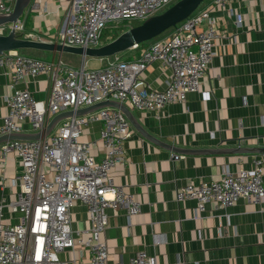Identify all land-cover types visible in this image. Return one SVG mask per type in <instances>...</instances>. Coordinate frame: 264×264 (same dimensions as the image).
Masks as SVG:
<instances>
[{
  "label": "built area",
  "instance_id": "obj_1",
  "mask_svg": "<svg viewBox=\"0 0 264 264\" xmlns=\"http://www.w3.org/2000/svg\"><path fill=\"white\" fill-rule=\"evenodd\" d=\"M16 0H0V13L11 12ZM178 0H76L59 42L77 46H98L107 29H117L135 20L143 21ZM231 0H213L225 6ZM238 22H242L238 15ZM15 29L26 33L21 19L0 25V33ZM221 37L210 8H199L187 20L146 43L139 57H108L103 67H79L48 61L20 50L0 54V67L11 76L12 92L7 98L8 112L0 122V136L26 130H43L57 113L77 110L103 100H118L139 110L159 111L168 104L185 102L187 94L200 87L201 76L208 71L217 54L216 40ZM160 60L172 69L165 89H154L142 78L152 61ZM52 74L53 84L47 100L37 99L27 87L30 76ZM102 127L97 139H83L91 123ZM133 126L126 114L115 107H103L84 115H73L59 122L46 137L35 140H9L0 147V166L4 169L8 154L16 152L23 166L13 179L20 191L8 205L21 212L18 223L3 219L5 203H0V264H67L59 256L65 248L77 244L91 252L89 264H112L105 232L109 224L108 208L124 207L130 216L140 212L141 203L117 185L111 169L125 164V141ZM103 149L98 158L95 149ZM179 158L180 155L175 156ZM195 199L197 210L209 202L228 207L240 198L264 200V156H256L250 168L226 170L210 181L187 183L177 192L179 201ZM82 202L87 207L90 226L73 229L72 207ZM167 264L145 250L138 251L128 263Z\"/></svg>",
  "mask_w": 264,
  "mask_h": 264
},
{
  "label": "crops",
  "instance_id": "obj_2",
  "mask_svg": "<svg viewBox=\"0 0 264 264\" xmlns=\"http://www.w3.org/2000/svg\"><path fill=\"white\" fill-rule=\"evenodd\" d=\"M75 1L32 0L21 17L26 33L59 42ZM204 3L201 8H210L221 37L199 89L189 92L185 102L168 104L159 111L128 106L150 133L177 147H264V0H231L225 6L213 0ZM28 51L77 67L72 63L76 60L73 53ZM140 54L141 49H133L122 58L130 60ZM104 60L86 58L83 63L98 68L106 64ZM171 76V67L160 60L150 62L142 74L150 87L160 90L166 88ZM10 84L8 69L0 67V122L8 112ZM52 84V74L27 80L28 89L42 100L49 98ZM23 127L25 132H33L28 120L23 121ZM101 127L99 122L91 123L82 138H99ZM94 151L101 158L103 149ZM124 151L127 162L117 164L110 173L117 185L141 203V210L130 216L124 207L107 209L105 237L110 263H128L145 250L167 264H264V200L240 198L225 208L209 202L205 210L198 211L195 199H177L178 190L187 183L210 181L226 170L250 168L253 159L264 153H182L176 158L172 149L151 141L134 127ZM22 170L21 158L13 151L4 169L0 166V203H5L3 219L8 223H18L22 215L8 205L18 196L20 186L13 179ZM72 219L73 229L88 228L86 205L77 202ZM59 256L67 264H89L91 252L77 244L62 249Z\"/></svg>",
  "mask_w": 264,
  "mask_h": 264
},
{
  "label": "water",
  "instance_id": "obj_3",
  "mask_svg": "<svg viewBox=\"0 0 264 264\" xmlns=\"http://www.w3.org/2000/svg\"><path fill=\"white\" fill-rule=\"evenodd\" d=\"M32 0H16L11 12L0 13V25L5 23H15L21 19L26 9L30 6ZM206 0H178L165 11L155 14L140 24L131 26L120 33L116 38L102 43L98 46H77L55 42L50 40L27 38L11 29L8 33H0V54L11 50H41L56 51L78 54L86 59L88 57L106 58L117 55L127 49L133 48L135 44L149 41L160 36L167 30L176 27L179 23L187 20L195 13ZM103 107H115L122 110L132 126L142 135L162 146L168 147L175 152V156L182 153H264V147H232V148H182L166 143L143 127L134 116L131 108L124 102L118 100H103L93 105L79 108L77 110L69 109L55 114L47 123L43 130L36 132H21L3 134L0 136V144L9 140H35L49 135L65 118L73 115H84L96 111Z\"/></svg>",
  "mask_w": 264,
  "mask_h": 264
},
{
  "label": "rangeland",
  "instance_id": "obj_4",
  "mask_svg": "<svg viewBox=\"0 0 264 264\" xmlns=\"http://www.w3.org/2000/svg\"><path fill=\"white\" fill-rule=\"evenodd\" d=\"M205 4V3H204ZM203 4V5H204ZM202 5V6H203ZM166 9H164L163 11H165ZM162 12V11H161ZM160 13V12H159ZM134 23H137V22H139V20H135V21H133ZM114 30H112V29H107L106 31H105V37L106 36H109L112 32H113ZM102 43V42H101ZM132 51H133V48H130V49H127V50H125V51H123V52H121V53H119V55L121 56V57H123V58H125L126 57V55H127V53H132ZM22 52H24L25 54L27 53V55H31V56H36V57H39V58H42V56H44V53L42 54L41 52H32V51H28V50H22ZM73 55V57H75L76 58V60H73V62L72 63H74V64H76V66L78 67V66H80L82 63H83V57L82 56H80V55H78V54H72ZM75 55V56H74ZM42 59H44V58H42ZM89 61L91 60V59H94V57H88L87 58ZM109 58L107 57V58H105V60H104V64L107 62V60H108ZM67 64H69V63H67ZM88 64V63H87ZM69 65H71V64H69ZM89 65V64H88ZM72 66V65H71Z\"/></svg>",
  "mask_w": 264,
  "mask_h": 264
},
{
  "label": "trees",
  "instance_id": "obj_5",
  "mask_svg": "<svg viewBox=\"0 0 264 264\" xmlns=\"http://www.w3.org/2000/svg\"><path fill=\"white\" fill-rule=\"evenodd\" d=\"M204 3V2H203ZM201 7V6H200ZM142 21H139L137 23H134L132 22L131 24L129 25H123V26H120L119 28L117 29H114V31L109 35V36H106L105 37V34L102 38V43H106L114 38H116L120 33H122L123 31L127 30L128 28H130L131 26H135V25H138L140 24ZM172 29V28H171ZM169 29V30H171ZM169 30H167L166 32H168ZM166 32H164L163 34H165ZM163 34H161L160 36H162ZM22 36V35H21ZM159 37V36H158ZM147 41L143 42L142 44L146 43ZM22 51V50H20ZM24 53V52H23Z\"/></svg>",
  "mask_w": 264,
  "mask_h": 264
}]
</instances>
